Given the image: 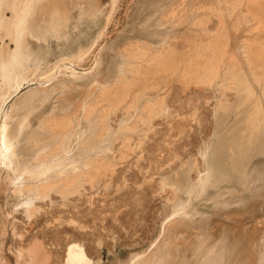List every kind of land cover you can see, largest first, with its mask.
Masks as SVG:
<instances>
[{
	"label": "rangeland",
	"instance_id": "1",
	"mask_svg": "<svg viewBox=\"0 0 264 264\" xmlns=\"http://www.w3.org/2000/svg\"><path fill=\"white\" fill-rule=\"evenodd\" d=\"M57 1L49 2L59 4L69 15L68 31L64 38L51 37L50 41L26 31L24 38L36 60L31 66L43 64L47 55L51 63L45 70L51 75H42L44 91H39L37 80L24 82L7 105L22 103L12 111L16 118L27 115L31 130L40 134L47 124L69 115L76 120L75 113L84 102L92 105V91L100 93L98 88L104 83L119 84L134 60L145 62L155 49H164L170 58L166 65L151 64L146 72L133 75V80L138 78V86L151 94L165 96L169 108L151 127L142 123L146 133L132 135L131 149L123 156L120 146L125 141L119 138L115 172L104 171L97 184L86 182L70 195L71 200L52 192L51 199L42 203L44 209L31 211L26 194L17 191L21 176L0 166V264H63L66 244L74 239L86 244L90 256L100 257L99 264H130L154 252L157 261L169 252L168 264H264V142L233 167L231 147L241 138L235 137L246 125L241 120L248 107L214 115L220 95L234 104L237 91L213 89L202 73L213 54H218L223 67L236 66L248 75L250 66L262 67L258 73L264 76V0ZM15 2L25 20L26 0ZM6 13L10 18L11 10ZM18 26L14 24L12 31ZM9 33L4 21L0 26V86L3 66L12 60L9 51L15 48ZM90 47L92 53L82 60L59 61L61 56ZM28 56L23 54L21 60L27 62ZM255 87L260 95L261 88ZM97 99L106 102L100 94ZM88 105L84 106L87 110ZM124 116H128L125 108L113 114L116 128ZM209 142L216 147V179L220 180L190 200L186 193L169 200L172 189L162 190L161 183L174 174L184 181L196 178L197 167L202 166L199 151ZM191 161L197 164L189 176L179 172ZM165 222L166 232L161 233ZM34 245L39 247L36 260L20 254L19 250Z\"/></svg>",
	"mask_w": 264,
	"mask_h": 264
},
{
	"label": "bare ground",
	"instance_id": "2",
	"mask_svg": "<svg viewBox=\"0 0 264 264\" xmlns=\"http://www.w3.org/2000/svg\"><path fill=\"white\" fill-rule=\"evenodd\" d=\"M49 1L50 0H26V7L28 11L26 12L27 18L24 20L19 14L18 9H20V7H18L15 0H0V26L4 25V21L6 22L10 31L9 34L12 36L11 39L15 42V48L9 51L10 58L12 57V60H10L6 66H3L4 83L0 86V166L12 172L16 176H21L20 178L22 180L20 179L21 181L17 182V191L23 195L26 194V205L28 209H32L31 211H33V207H35V210L39 208L44 209L42 203L51 199L52 192H60L63 199L71 200L70 195L78 193L79 189L83 187L86 182L97 184L102 178V174H105V172H115L114 169L117 163L116 158H118V155L116 154L117 147L115 142L119 138L124 139L125 143L122 144L120 148L122 149L121 156L125 155V153L131 149L129 141L131 140L132 135L140 134L141 132L146 133L142 123H146L145 128L151 127L153 120L158 116L164 115L166 109L169 108H167L165 96H161L160 93L159 95L151 94L146 87L138 86L140 85V80L138 78L133 80V75L136 73L138 74L143 70L146 72L151 64H154L155 66L160 64L163 66L166 65L170 58H167V54H165L164 49H162V51L155 49L150 53L149 58L144 57L145 62H140L139 59L134 60L126 69L128 73L119 84L109 86L104 83L98 88L101 90L100 93L99 91L94 90L95 93L93 91L90 93L91 97L90 95H87L90 99L94 98L92 102L90 100L92 105H88L84 102V104L80 107L81 110H77V113H75L76 111L74 112L76 120L74 116L71 117V115L68 114L69 117H64L61 120L59 119V121H55L54 124H47L45 127L49 130L46 131L45 129L43 133L40 134L37 133V131L31 130V123L28 120V117H26L27 115L23 117L17 116L16 118L12 111L15 106L21 105L22 103L15 102L10 104L9 107L7 105L21 89L24 82L37 80L41 85V89H39V91H44L46 90V86H44L45 81L42 80H44L45 77L49 78L51 75H48L45 70V68L51 63H49V57L48 59L46 58L47 55L45 56L46 59L44 58L43 60V64L40 63L39 65V63H35L36 65L34 67L31 66V63L36 60H34L35 58L30 48V42L28 43L24 38L26 31L29 29L30 33L43 41H50L51 37L62 39L66 36L68 31L67 29L70 22L69 15L64 12L63 7H60L59 4H52ZM6 10H11L12 15L9 16L10 18L6 17L8 16ZM16 23H18L19 26L16 30L12 31L11 28H13ZM91 53V47L85 49L82 48L66 54L63 57L61 56L59 61L69 60V62H73L82 60ZM244 53L247 55L246 51ZM23 54L29 55L27 62H23L24 60H21ZM213 55L214 58L209 61V65L202 72L204 74L205 81L209 83L213 89L214 87L218 90L221 88L235 89L238 97L235 103L231 104L224 97V95L221 94L215 103L214 115L217 116L219 113L221 114V112L231 113L238 111L241 108L245 109L244 107H248L246 112L243 114V120H241L245 122L246 125L242 129L241 135L235 137L241 138L237 141L236 146L231 147V152L234 153L231 159L234 167L238 159H242L244 154H249V152L251 153L264 142V76L258 73V68L262 67L256 68L250 66V70H248L250 75H248V73H246L247 70L236 66L225 64V67H223L220 56L218 54ZM54 67L55 66H53V68ZM63 67H65V65ZM73 73H75L76 76L80 75L78 74L79 72L76 71H73ZM42 75L46 76L44 77ZM255 85H258L261 88L260 95H257ZM147 88L150 87L148 86ZM36 89L33 90L34 94L36 93ZM99 94L102 95L106 102H101L97 99ZM130 95L134 96L130 98ZM29 96L28 99L30 98ZM26 97L27 96H25V100ZM94 104L95 106H93ZM85 105H88V110L87 108L85 109ZM124 108L125 114L128 116L122 117L117 125L118 128H116L112 122L113 114L117 110ZM83 110H85V112H82ZM241 127H243V125H241ZM239 129L241 128L239 127ZM231 137L232 136H230V139H232ZM28 139H31L32 141L29 142ZM227 147L228 144L222 148L226 149ZM219 149L220 148L217 150ZM199 152L202 166L197 167L198 175L196 178L191 179V177H189L186 181H184L179 175L172 174L173 176L169 179V181L166 180L161 183L162 190H166V188H170V190L172 189L173 195L168 198L169 200L172 201L178 196L182 197L180 194L183 193H186V196H188L190 200L196 193L201 195L200 193L206 190L211 182L220 180L216 179L219 175V166L216 163V147L209 142ZM227 156L228 155H226V157ZM228 158L230 157H227V159ZM243 159H245V157ZM196 164L197 162L194 163L191 161L188 163L187 168H182L179 172L182 173L186 171L189 176L191 174L190 171L192 167ZM238 164L240 165V163ZM233 167H231V169ZM240 167L243 166L241 165ZM242 169H244V167ZM222 174H220L221 178ZM227 176L224 177V179L229 177ZM11 177L12 176H10V178ZM229 179L230 178L227 180ZM233 180L230 179L231 182ZM227 183L229 184L230 182L228 181ZM102 184L104 185V183ZM23 195H21V197H23ZM196 197L194 196V198ZM20 199L22 200V198ZM182 207L183 206L180 208L183 210L184 207ZM166 227L167 223L165 222L163 223L161 233L163 231L166 232ZM41 247L42 246H40V248ZM37 248L39 249V247L34 245L32 247L30 246L29 249L19 250V252L21 255L26 256L25 258L28 256L29 259L32 260L34 258L35 251L38 252ZM152 254L154 255L155 252ZM152 254L145 260L139 258L136 261L130 262V264L169 263V252H165L164 256H161L162 260L160 261H157L155 258L156 256H153ZM34 260L36 259L34 258ZM99 263L100 257L94 258L90 256L87 251L86 244L81 239H74L66 244L65 259L63 264Z\"/></svg>",
	"mask_w": 264,
	"mask_h": 264
}]
</instances>
